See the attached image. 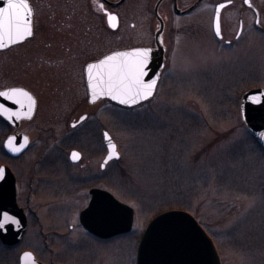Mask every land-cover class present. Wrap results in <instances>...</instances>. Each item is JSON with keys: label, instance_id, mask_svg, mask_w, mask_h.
<instances>
[{"label": "rangeland", "instance_id": "374dc122", "mask_svg": "<svg viewBox=\"0 0 264 264\" xmlns=\"http://www.w3.org/2000/svg\"><path fill=\"white\" fill-rule=\"evenodd\" d=\"M82 3L73 0V19L83 10ZM147 3L125 0L114 9L118 29L107 35H115L116 49L143 42ZM182 32L174 36L167 73L189 86L175 84L173 95L162 103L174 111L192 100L196 104L190 108L199 113L190 108L191 113L182 115L129 113L117 108L113 121L106 113L98 114L99 123L106 129L110 126L120 155L114 176L106 172L99 181L117 200L133 208L132 231L100 242L79 227L77 218L87 205L88 186L82 175L63 179L61 163L36 164L49 153L50 158L64 156L55 152L63 134L42 132L46 126H55L47 123L50 119L41 122L37 117L17 130L30 138L29 150L21 159L11 160L0 152V165L13 171L17 203L29 220L21 244L9 250L0 245V264H18L23 251L33 252L43 264H136L137 246L147 224L159 212L172 209L186 210L202 225L218 249L221 264H264V158L255 150L239 111L243 89L264 88V39L258 63L238 68L230 65V53L200 45L206 41L204 36L196 46L192 33ZM26 76L20 74L17 80L27 85ZM191 84L202 91L213 89V96L208 94L211 110L205 100L193 97ZM180 115L188 124L177 121ZM33 123L43 128L36 129ZM12 133L0 126V147ZM87 138L83 148L93 147L96 139ZM101 154L102 149L94 157L101 160Z\"/></svg>", "mask_w": 264, "mask_h": 264}, {"label": "flooded vegetation", "instance_id": "af4514ba", "mask_svg": "<svg viewBox=\"0 0 264 264\" xmlns=\"http://www.w3.org/2000/svg\"><path fill=\"white\" fill-rule=\"evenodd\" d=\"M80 1L83 2L84 8L73 19L71 11L73 0H27L32 10V36L21 43L0 49V91L22 88L33 96L34 116L30 121H22L19 127L41 117V122L50 119L47 123L53 122L55 126H46L42 132L63 134L59 137L62 145H56L55 151L64 154L63 158H50L49 153L44 159H38L36 164L50 167L61 163L63 179L82 175L84 184L88 186L87 207L93 190L110 193V189L104 187L99 178L106 172L109 177H113L116 162L115 159L106 160L109 152L105 144V136L110 137L112 141L114 137L109 131L110 126L106 129L99 123L98 114L106 113L107 118L113 121L117 108L129 113H180L181 115L191 113L189 111L192 109L191 103L196 104L192 100H189L187 106H181L185 108L178 107L174 111L166 110L162 103L173 95L175 84H181V87L183 84V88L189 86L184 79H174L170 73H167L171 66L169 56L174 36L181 30L182 33L191 32L196 46L198 38L204 36L206 41L201 42L200 45L205 43L207 48L211 46L215 52L221 50V53L223 51L230 53L233 59L230 64L232 66L239 68L257 64L261 40L264 39V0H148L149 9L142 21L145 33L143 42L139 45L128 44L120 49H116L115 40H112L115 35H107L118 29L117 27L112 30L109 27L107 16L116 14L114 9L118 6L113 7L111 4L119 0ZM176 21L181 22L177 24ZM73 22L76 24L74 25ZM217 23L219 34H217ZM107 36L109 41L100 44ZM134 48L149 50L148 57L152 61L163 57V66L151 98L129 108L117 106L107 98H92L86 84V67L113 52ZM20 74L27 75L25 78L29 84L17 80ZM192 86L193 97L201 101L205 100L207 104L209 103L210 109L212 101L209 100L208 94L210 92L213 96V89L202 91L195 85ZM254 88L256 87L247 90ZM245 92L243 89L242 95ZM141 107L143 109L138 112ZM181 115L177 120L179 123L184 122V119H180ZM192 117L193 115L189 118L192 120ZM184 124L188 123L184 122ZM33 125L36 129L43 128L36 123ZM88 136L89 141L90 137H94L96 142L92 143L93 147L87 144L83 148L84 140H88ZM51 138L52 136L47 137V139ZM101 149L102 157L98 160L94 155H97ZM73 153L77 154V158H73ZM49 171L54 172L55 169L51 168ZM79 214L78 225L84 230L79 224ZM84 232L95 241L104 242L114 239H100L86 230Z\"/></svg>", "mask_w": 264, "mask_h": 264}, {"label": "water", "instance_id": "95a60500", "mask_svg": "<svg viewBox=\"0 0 264 264\" xmlns=\"http://www.w3.org/2000/svg\"><path fill=\"white\" fill-rule=\"evenodd\" d=\"M124 1L119 0L116 3H112L111 6H119ZM7 4L8 0H0V9L6 8ZM112 17L114 19H110ZM107 23L112 30L117 29V15L109 14L107 16ZM21 42L9 43L5 39L4 48ZM137 51H147L149 56V50L135 48L113 52L89 65H99L106 57L116 53H134ZM88 66L85 70V76L90 96L94 99L107 98L118 106L129 108L135 107L151 98L163 66V57L154 61L147 57L143 66L144 74L142 80L144 84H152L155 81L152 94L146 99L141 98L129 103H120L119 99H113L110 95L104 94L102 85L96 88V94L94 95L93 87L90 86ZM106 79L105 68L93 69V85L98 81ZM14 89H18L21 93H26L27 95L14 94ZM0 92L8 94V98L0 96V118L9 126L17 129L22 121H30L33 118L35 100L28 91L22 88H9ZM28 97H31V101ZM241 117L250 135L264 150V89L250 90L242 96ZM29 144L30 140L27 135L14 132L4 140L3 150L8 157L16 159L28 150ZM105 144L109 152L106 160H118L120 156L117 152L116 144L107 135L105 136ZM5 216L10 219L4 228L0 229V244L4 247L13 248L18 246L23 240L27 231V217L24 210L17 204L16 178L7 165H1L0 222L4 220ZM133 218L134 211L131 207L119 202L108 192L93 190L87 208L79 214V223L91 235L100 239H110L129 233L132 229ZM12 221H15V223H12ZM26 254L31 258L27 259ZM19 264L42 263L36 259L31 251H24L19 256ZM136 264L221 263L215 245L199 223L188 212L170 210L156 216L146 227L137 248Z\"/></svg>", "mask_w": 264, "mask_h": 264}, {"label": "snow or ice", "instance_id": "6c2138e0", "mask_svg": "<svg viewBox=\"0 0 264 264\" xmlns=\"http://www.w3.org/2000/svg\"><path fill=\"white\" fill-rule=\"evenodd\" d=\"M223 6L221 5V7ZM216 11L218 21L219 8ZM31 17L32 10L27 0H8L7 7L0 9V49L4 48L5 39L9 43L21 42L23 39L32 36ZM110 19H114V17ZM217 34H219L218 23ZM147 57V51L116 53L106 57L99 65H89L87 70L94 95L96 94V88L102 85L104 94L110 95L113 99H119L120 103L135 102L141 98L146 99L152 94V89L155 85V81L152 84L145 85L142 80L144 74L143 66ZM101 67L105 68L107 79L98 81L93 85V69ZM13 93L27 95L26 93H21L18 89H14ZM0 96L8 98V94L4 92H0ZM28 99L31 101V97H28ZM73 158H77V154L73 153ZM9 219V217L5 216L4 220L0 222V229L4 228ZM12 223H15V221H12ZM26 258L30 259L31 257L26 254Z\"/></svg>", "mask_w": 264, "mask_h": 264}, {"label": "trees", "instance_id": "16d2710c", "mask_svg": "<svg viewBox=\"0 0 264 264\" xmlns=\"http://www.w3.org/2000/svg\"><path fill=\"white\" fill-rule=\"evenodd\" d=\"M0 126H3L5 129L9 130V127L7 126V124H5L1 119H0ZM250 140L252 141V143L254 144V147H255V150L260 154L261 157L264 158V151L261 149V147L250 137ZM0 152L1 154L5 156V154L3 153L2 151V148L0 147ZM163 212V211H161ZM159 212V213H161ZM6 249V248H5ZM6 250H9V249H6Z\"/></svg>", "mask_w": 264, "mask_h": 264}]
</instances>
